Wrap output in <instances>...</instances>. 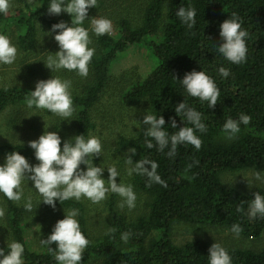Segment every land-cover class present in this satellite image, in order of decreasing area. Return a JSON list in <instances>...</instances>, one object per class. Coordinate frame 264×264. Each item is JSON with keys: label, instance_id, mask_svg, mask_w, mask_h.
I'll use <instances>...</instances> for the list:
<instances>
[{"label": "trees", "instance_id": "1", "mask_svg": "<svg viewBox=\"0 0 264 264\" xmlns=\"http://www.w3.org/2000/svg\"><path fill=\"white\" fill-rule=\"evenodd\" d=\"M50 2L11 0L7 15L0 13V33L10 37L18 50L13 64H0V76L11 72L10 80L16 81L0 84V114L11 106L28 107L26 97L36 83L52 76L72 82L74 113L69 120H62L47 109L28 107L33 138L28 133L23 139L0 141V157L18 151L30 164H38L28 141L38 139L35 120L44 119L49 129L66 131L61 136V148L66 140L74 143L76 135L83 134L86 139L89 134L97 136L102 153L93 157V164L103 167L107 177V168L112 166L120 173L116 179L128 174L124 168L127 156L131 155L134 163L147 157L158 163L157 173L167 187L159 183L149 186L146 176L133 173L124 179L136 193L138 204L134 208H121L120 196L111 192L98 204L82 197L79 201L57 200L53 208L42 202L33 182L25 180L19 205L0 193V208L5 210L0 218V248L5 254L10 250L7 245L15 241L24 245V264H58L55 252L41 240L47 239L56 222L71 209L78 210L82 233L90 241L81 264H210L209 249L216 241L194 237L175 242L173 226L181 222L189 228L212 227L231 234H235L232 225L238 223L243 229L239 237L258 239L264 233V218L258 215L250 219L247 210L256 192L264 196V188L242 191L223 182L221 174L264 170V0H98L83 24L92 41L89 47L95 49L87 77L66 69L52 72L45 66L47 57L59 51L54 39L59 29L47 33L53 24L65 21L71 25L72 20L66 12L49 14ZM189 5L196 9V23L191 29L176 15L180 7ZM233 12L240 17L242 30L249 33L247 59L241 64L228 61L217 47L223 43L220 25ZM96 17L110 19L114 33L97 36L91 26V19ZM131 48H145L153 62L142 78L135 68L112 73L114 63ZM221 67L230 75L223 77ZM193 70H202L215 80L220 97L214 108L190 96L183 86L181 80ZM183 101L202 113V123L207 126L206 132L196 133L202 140L201 148L178 145L174 157L167 155L170 144L163 151L158 146L148 149L145 141L151 138L145 137V131L150 125L142 123L144 116L147 112L157 118L162 115L165 130L172 134L184 124L192 126L175 112V106ZM241 113L249 115L251 121L248 125L240 123V132L229 139L223 125L229 117L239 120ZM173 118L177 129L171 128ZM116 125L120 129L115 133L112 128ZM133 147L135 155L128 151ZM80 167L87 169L84 164ZM28 197L32 199V211L24 208ZM240 206L243 212L237 211ZM92 211L98 214L90 222ZM95 223L102 230L97 235L90 230ZM34 225L41 228L31 234ZM113 228L114 233L110 232ZM127 231L132 235L125 242L121 235ZM49 247L56 250L57 244ZM223 247L232 264H264V247Z\"/></svg>", "mask_w": 264, "mask_h": 264}, {"label": "clouds", "instance_id": "2", "mask_svg": "<svg viewBox=\"0 0 264 264\" xmlns=\"http://www.w3.org/2000/svg\"><path fill=\"white\" fill-rule=\"evenodd\" d=\"M98 6V0H51L48 6V13L59 15L66 12L71 15V25L65 21H60L52 25L47 33L50 35L56 32L54 39L58 42L59 51L54 55H49L45 66L54 71L66 69L76 71L80 76L87 77L89 64L94 56L95 49L89 47L92 43L89 30L83 26L88 19V11L92 7ZM12 7L11 0H0V13L7 15ZM176 15L181 21L191 29L196 23V9L189 5L187 8L180 7ZM242 21L235 13H231L220 25V36L223 39L218 47V51L230 62L234 64L244 63L247 59L246 38L248 31L242 30ZM92 31L97 36L111 35L113 33V23L110 19L99 17L91 19ZM17 47L11 42L10 37L0 33V64L11 65L17 58ZM219 73L223 77L230 75L228 69L221 67ZM187 93L206 101L208 107L214 108L220 97V90L215 80L204 71L193 70L185 74L181 80ZM72 82L62 79L59 76H52L46 80H39L35 90L30 91V96L26 97V104L29 108L47 109L64 119L73 116V98L71 94ZM177 115L186 117L188 124L178 128V131L169 134L165 130V119L162 115L147 114L142 123L150 125L146 128L145 144L148 149L158 146L160 151L171 145L167 155L174 157L177 154V146L190 144L199 150L202 146L201 138L197 132H206L207 126L202 123V113L193 107H189L184 101L175 106ZM69 120V119H68ZM251 121L249 115L240 114L239 120L229 117L223 125V131L228 134V138H233L240 132V123L248 125ZM171 128L177 129L176 120L171 121ZM155 141V145L153 144ZM28 146L34 149L35 158L38 164L32 165L28 159L18 151L10 152L6 155L5 163L0 164V193H3L8 200L21 202L24 190L22 184L25 180L32 181L34 188L43 197V203L56 207V201H68L75 199L79 201L82 197L87 198L92 203H100L107 198L109 192L115 193L122 198L120 207L125 205L129 209L135 207L137 199L136 193L131 184L117 183L120 176L115 166L108 167V179L103 178L104 168L93 164V157L102 153L101 140L89 134L86 139L83 134L74 136V143L69 140L64 141L61 148V137L57 131L45 130L37 140L28 141ZM132 155L136 154V149L128 150ZM91 158V159H90ZM126 163L132 165L128 169V175L133 173L146 176L151 183H159L167 187V183L157 173L158 163L147 157H142L135 163L131 155L127 156ZM198 163V162H195ZM87 165L86 171L80 165ZM192 164L188 165V169ZM193 179L194 177H187ZM260 172L257 171L256 179H260ZM24 208L33 210L31 197L24 203ZM237 211L243 212L242 206ZM247 215L250 219H255L258 215L264 218V196L259 192L254 194L251 200ZM5 216L4 208H0V218ZM78 210L71 209L63 219L56 222L51 234L41 242L48 246L49 251L55 252V259L58 264H81L84 252L90 241L82 233L80 223L77 219ZM115 228L110 229L114 233ZM231 231L237 236L243 231L238 223L232 225ZM132 233L124 232L121 239L127 242ZM53 242L57 244V249L53 250L49 245ZM10 249L5 254L0 248V264H24V245L20 242H11L7 245ZM210 264H232L231 256L220 243H213L209 249Z\"/></svg>", "mask_w": 264, "mask_h": 264}, {"label": "rangeland", "instance_id": "3", "mask_svg": "<svg viewBox=\"0 0 264 264\" xmlns=\"http://www.w3.org/2000/svg\"><path fill=\"white\" fill-rule=\"evenodd\" d=\"M99 18V17H96ZM114 26H113V33H114ZM153 67V62L150 58V55L148 54V51L145 48H131L128 49L125 53H123L119 59L114 63L112 67V73L117 74L124 70H129L131 68H135L136 72L142 77L146 76L148 72ZM11 72H5L0 76V84L4 82V84H11L16 81L10 80ZM30 110L26 105H15L6 108L4 111L0 114V141H16L18 139L26 138L25 136L29 133L30 138L32 137V133H34L35 130H31L29 128L30 123L32 122L30 120V117L28 116ZM131 113L128 114L127 119L130 120ZM37 119V117H36ZM37 123V126H39V129L37 130L35 134L38 135L36 138H39L41 134L45 130L48 131H54L52 129H49V126L44 122V119H37L35 120ZM43 121V123H42ZM44 124V125H43ZM112 128V127H111ZM120 126L116 125L113 126L112 131L119 132ZM58 134L61 136H65L66 131L63 129L57 130ZM124 132H127L126 129H124ZM104 134H107V132H103ZM118 135V133L116 134ZM33 138V137H32ZM6 157H0V164L5 163ZM116 158L114 157L113 160ZM29 161V160H28ZM31 163V161H29ZM99 166V165H95ZM124 168L126 169L125 173H128V169L130 168L128 164L124 165ZM107 172V171H106ZM260 172V179H256V173L257 171L250 169V170H242V171H234L229 173H222L221 174V180L227 184H230L232 187H235L242 191H252L255 188L261 187L264 188V170L259 171ZM128 175V174H127ZM121 177L122 179H117V183L122 182L126 184V176ZM103 178L105 180L108 179L105 172L103 171ZM90 201V200H88ZM91 202V201H90ZM92 203V202H91ZM122 203V198L119 197L118 199V205ZM135 204H138L135 202ZM140 208H142V204L139 205ZM102 208V206H101ZM129 209L128 207H124ZM98 213H95V211H92L89 215L90 222L95 221L96 215ZM40 225H34L32 229L31 234L35 233V230L39 228ZM99 227L101 225L96 226H90V230L93 231L95 235H97L100 231ZM41 228V226H40ZM39 228V229H40ZM210 238L212 240H215L216 242L220 243L221 246H229V247H240V248H246V249H261L264 247V233L256 240L253 239H242L241 237L231 234L230 231L225 229H217V228H206V227H196V228H189L184 223H175L173 226V240L175 242H183L188 239L192 238ZM30 240V239H29ZM94 264V263H90Z\"/></svg>", "mask_w": 264, "mask_h": 264}]
</instances>
